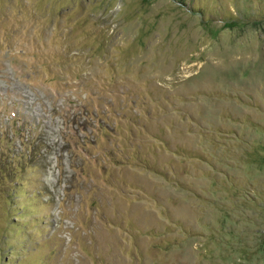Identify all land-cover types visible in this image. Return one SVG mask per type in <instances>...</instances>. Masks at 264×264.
Instances as JSON below:
<instances>
[{
  "label": "rangeland",
  "instance_id": "374dc122",
  "mask_svg": "<svg viewBox=\"0 0 264 264\" xmlns=\"http://www.w3.org/2000/svg\"><path fill=\"white\" fill-rule=\"evenodd\" d=\"M15 122L0 264H264V0H0Z\"/></svg>",
  "mask_w": 264,
  "mask_h": 264
},
{
  "label": "trees",
  "instance_id": "16d2710c",
  "mask_svg": "<svg viewBox=\"0 0 264 264\" xmlns=\"http://www.w3.org/2000/svg\"><path fill=\"white\" fill-rule=\"evenodd\" d=\"M20 124H16V122L11 125L10 128H7V130H0L3 135L0 137V143H2L3 152L8 153V156L11 159H14L15 157H19L22 161L25 162V164H32L34 158V154H31L29 152H23L20 151L18 153L14 152V149H16V144H14V134L21 132L20 131ZM99 126H102L101 124Z\"/></svg>",
  "mask_w": 264,
  "mask_h": 264
}]
</instances>
